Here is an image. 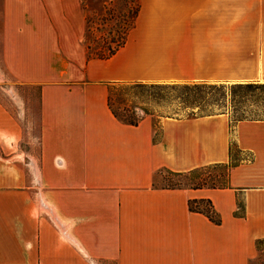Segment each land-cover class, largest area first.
Here are the masks:
<instances>
[{"label": "crops", "instance_id": "crops-1", "mask_svg": "<svg viewBox=\"0 0 264 264\" xmlns=\"http://www.w3.org/2000/svg\"><path fill=\"white\" fill-rule=\"evenodd\" d=\"M126 42L89 57L81 0H0V62L37 85L0 98V264H253L264 244V118L120 121L113 83H264V0H139ZM11 98L19 95L5 93ZM15 96V97H14ZM33 110L37 142L26 140ZM224 188L162 171L231 161ZM37 145V146H36ZM208 199L220 223L193 211Z\"/></svg>", "mask_w": 264, "mask_h": 264}, {"label": "rangeland", "instance_id": "rangeland-1", "mask_svg": "<svg viewBox=\"0 0 264 264\" xmlns=\"http://www.w3.org/2000/svg\"><path fill=\"white\" fill-rule=\"evenodd\" d=\"M138 1V2H137ZM82 7L85 11L86 16H91L97 22L94 24V30H100L97 34L90 35L92 40V46L96 49V45H104L103 36H101L106 30L112 27L115 23L120 22L121 27L126 25V31L132 25L129 26L130 18L129 15L133 11L139 0H81ZM104 21L110 20L109 26L103 24ZM97 28V30H96ZM119 30V29H118ZM94 33V32H93ZM118 36H115L117 38ZM206 86H209V83H206ZM220 86L221 84H216ZM225 88L220 90L219 99H223L219 102H222L221 106L217 104L213 107L215 112L224 111L228 113L233 122H236L240 119H254V118H264V92L256 91L248 95H244L243 91L238 89H233V84H223ZM40 90L37 85L25 84L13 77L7 69L0 62V98L5 103H13L15 108V114L22 116L23 112L21 110L23 103L25 107L28 108L29 94L36 93ZM14 92L19 95V97L11 98V96L5 95V93ZM223 93V94H222ZM177 95V96H176ZM171 95L164 93L160 98H154L151 96L138 97L132 92H129L128 95H119V97L125 98L128 100V105H137L136 111L139 115H143L144 111L141 109L147 108L149 111L150 117H152L157 124V129H159V121L163 117H186L188 114L193 111L197 115L201 114L199 107L194 109L186 108L180 109L179 106V96L178 94ZM118 95H114V102L116 103V98ZM28 105V106H27ZM33 115L35 116L33 110L26 111L24 114L23 120L24 128L26 132V140L32 142H37L38 136V126L33 120ZM37 146V145H36ZM220 169L204 168L198 170L194 176L186 177H177L171 175L168 171H162L156 178L155 183L157 185H173V184H183L191 185L196 183L198 176H201L206 179L208 184L212 182H224L225 176H220ZM196 175V176H195ZM215 182V183H216ZM261 252L259 257L253 262V264H264V244L260 246Z\"/></svg>", "mask_w": 264, "mask_h": 264}, {"label": "trees", "instance_id": "trees-1", "mask_svg": "<svg viewBox=\"0 0 264 264\" xmlns=\"http://www.w3.org/2000/svg\"><path fill=\"white\" fill-rule=\"evenodd\" d=\"M138 2V1H137ZM140 4L138 3L137 7L131 11L129 18L130 23L129 26H134L136 18L139 14ZM103 24L109 26L110 20L104 21ZM98 21V20H97ZM91 16H87V29L84 37L85 45L87 48L88 56L100 59H109L113 57L117 51L124 46L126 42V37L128 30L126 31V25L121 27L120 22L117 21L111 28L106 30L101 36H103L104 45H96V49L92 46V40L90 39V35L97 34L100 30L95 31L94 24L97 22ZM119 29V30H118ZM94 32V33H93ZM115 36H118L115 38ZM206 83H113L109 86V107L111 108L114 115L122 122L138 125L141 120L149 115V111L147 108L141 107L144 111L143 115H139L136 111L137 105H128V100L125 98L119 97V95H128L129 92L134 93L138 97H144L146 95L160 98L164 93L171 95H180L179 96V106L180 109H194L199 107L201 110V114L197 115V113L191 111L188 114V117L195 116H203L210 115L215 113H226L224 111L215 112L213 107L217 104L218 106L222 105V102H219L223 99H219L220 90H223L225 86L221 84L217 86L216 84H210L206 86ZM233 89H238L243 91L244 95L251 94L256 91L264 92V83H239L233 84ZM223 94V93H222ZM114 95H118L116 98V103L114 102ZM177 96V95H176ZM184 117V116H183ZM187 117V116H186ZM242 120V119H240ZM156 124V123H155ZM238 152L237 147L234 142L231 143V161L228 164H215L206 167H202L199 169L191 170L188 172H173L168 171L171 175L177 177H186L194 176V174L201 169L204 168H212V169H220V176H225L224 182H212L208 184L206 179L198 176L195 184L191 185H183V184H173V185H165L169 188H202V187H211V188H224L228 186V175L230 169L237 164ZM196 176V175H195ZM190 208L193 211H198L206 214L212 221L216 223H220V217L216 213L213 208L212 202L208 199H200V200H191Z\"/></svg>", "mask_w": 264, "mask_h": 264}]
</instances>
